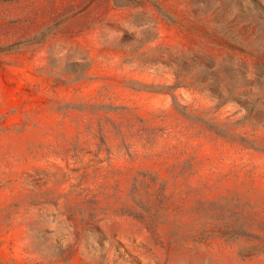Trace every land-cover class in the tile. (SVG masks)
Wrapping results in <instances>:
<instances>
[{
	"label": "rangeland",
	"instance_id": "obj_1",
	"mask_svg": "<svg viewBox=\"0 0 264 264\" xmlns=\"http://www.w3.org/2000/svg\"><path fill=\"white\" fill-rule=\"evenodd\" d=\"M0 264H264V0H0Z\"/></svg>",
	"mask_w": 264,
	"mask_h": 264
}]
</instances>
